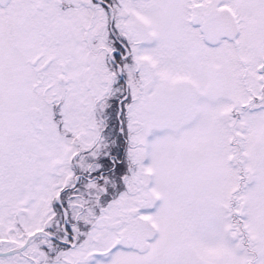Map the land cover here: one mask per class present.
<instances>
[{"label":"snow or ice","instance_id":"6c2138e0","mask_svg":"<svg viewBox=\"0 0 264 264\" xmlns=\"http://www.w3.org/2000/svg\"><path fill=\"white\" fill-rule=\"evenodd\" d=\"M0 264H264V0H0Z\"/></svg>","mask_w":264,"mask_h":264}]
</instances>
